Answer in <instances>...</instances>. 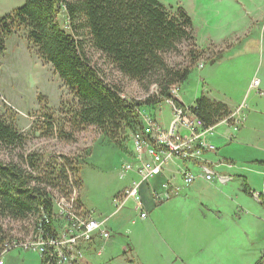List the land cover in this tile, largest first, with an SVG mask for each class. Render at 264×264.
<instances>
[{"label": "trees", "instance_id": "trees-1", "mask_svg": "<svg viewBox=\"0 0 264 264\" xmlns=\"http://www.w3.org/2000/svg\"><path fill=\"white\" fill-rule=\"evenodd\" d=\"M18 31L37 59L52 68L70 99L55 112L38 97L42 106L26 133L0 115V252L12 239L4 226L24 222L33 231L41 212L52 215L53 194H69L68 181H75L81 196L79 161L28 151L29 137L73 144L76 136L94 128L120 149L142 127L140 107L161 105L200 62L212 65L220 57L195 47L187 12L158 0H23L0 16V56ZM88 49L101 56L105 69L92 64ZM113 73L146 92L154 87L155 93L143 102L126 101L116 83H106ZM189 111L205 128L231 114L202 94Z\"/></svg>", "mask_w": 264, "mask_h": 264}, {"label": "crops", "instance_id": "crops-1", "mask_svg": "<svg viewBox=\"0 0 264 264\" xmlns=\"http://www.w3.org/2000/svg\"><path fill=\"white\" fill-rule=\"evenodd\" d=\"M192 1V5H182L179 1L173 5L182 7L190 15L200 49L206 51V46L212 44L220 48L217 53L220 57L212 65L203 62L201 68L198 65L192 70L178 89V105L189 109L202 94L233 113L245 100L249 108L247 117L237 132L232 133L229 127L221 125L207 138L217 148L215 154L204 153L202 158V164L214 173L212 181L202 178L197 163L175 161L142 189L145 220L129 209L113 214L111 201L107 212L104 211L107 208H98L99 214L93 211L97 218L106 220L111 236L106 242L96 239L93 244H87L82 264H256L262 259L264 0L247 2V9L240 0H208L204 4L202 0ZM222 6L231 9L219 10ZM223 45L227 49L223 50ZM229 68L247 72L237 81L229 75ZM253 80L258 86L250 90ZM232 90L238 94L234 95L235 100L229 95ZM148 108L146 112L151 113ZM165 110L166 122L156 119L164 129L169 126L171 108L161 105L158 110L154 109L157 115L164 114ZM125 153L129 160V151ZM183 168L198 176L193 186L152 207L150 192L161 194L160 185L169 178L178 183V172ZM119 176L123 183L115 194L135 179L133 173L123 174L122 169ZM83 192L82 186L80 203L86 209L88 203L84 202ZM6 257L15 264L19 261L41 264L35 253L11 251L2 258V264Z\"/></svg>", "mask_w": 264, "mask_h": 264}, {"label": "built area", "instance_id": "built-area-1", "mask_svg": "<svg viewBox=\"0 0 264 264\" xmlns=\"http://www.w3.org/2000/svg\"><path fill=\"white\" fill-rule=\"evenodd\" d=\"M202 66L200 62L199 68ZM250 83V90L257 88L256 80ZM178 89L176 87L171 91V98L176 101ZM166 102L172 112L167 128L157 125L149 114L140 113L142 127L129 136L130 158L121 169L123 174L133 173L135 179L111 199L114 214L128 209L127 205L131 204L129 210L145 220L147 212L142 200V189L162 175L175 161L197 163L202 178L207 182L212 181L214 173L202 164V158L204 153L215 154L217 148L207 138L221 125L229 127L235 133L245 120L242 114L245 104L242 103L226 119L220 120L213 127L205 128L188 108L179 106V102L177 105L170 100ZM197 178L194 173L181 169L178 172V183L169 178L160 185L161 194L150 192L151 206L157 207L179 196L183 189L193 186ZM74 182L68 181L70 192L67 196L60 192L53 194L52 215L41 212L42 220L28 236L14 237L4 243L0 252V264L3 255L11 251L35 253L40 257L41 264H82L87 244H93L96 239L99 242L108 241L111 232L106 226V220L97 218L91 211L80 209L77 203L80 191Z\"/></svg>", "mask_w": 264, "mask_h": 264}, {"label": "rangeland", "instance_id": "rangeland-1", "mask_svg": "<svg viewBox=\"0 0 264 264\" xmlns=\"http://www.w3.org/2000/svg\"><path fill=\"white\" fill-rule=\"evenodd\" d=\"M158 1L166 8L178 6L173 5L178 1L179 4L182 5L185 3L192 5L193 2L192 0ZM206 1L208 0H202L201 4H204ZM240 1L245 6V9H247V2L252 4L253 0ZM22 2L23 0H0V16L2 17L7 13H10L14 7H19ZM198 3L200 2L198 1ZM222 8L226 11L231 9L227 8L226 6H222L219 7V10H222ZM62 19L64 18L62 17ZM199 43L195 36V47L200 48L201 43ZM5 45L6 50L0 56V115L2 117L4 116L5 119L15 123V126L19 131L26 133L29 132L28 130L35 121V117L39 114L40 108L42 106L41 102L40 104L38 103V97L41 96L43 99V104L47 105L49 109L52 111L54 110L55 112L60 110L61 104L65 103V101H68L70 97L65 88H63L60 80H58L57 76L53 73L52 68L44 65L39 59H37L35 51L30 48L26 43V40L23 39L22 32L18 31L17 33L13 34L12 37L6 40ZM222 47L223 50L227 49V46L225 45ZM206 48L207 53L213 54L219 53L220 50V48L212 44L207 45ZM201 51H204V49L201 48ZM86 52L89 54V57H91L92 64L98 65L100 69H105V65L102 63L103 59L101 56L96 55L89 49ZM176 60L178 61V59ZM229 69V75L237 81L244 76L245 72H247L245 70H234L233 68ZM112 77L113 78L110 77L109 80H106V83H116L120 89V96L131 103L143 102L146 97L152 96L155 93L154 87H151V89L146 92L140 86H137L135 82L129 81L127 79H121L114 73ZM171 91L169 97L164 98V102L161 104L162 106L168 105L169 107V104L166 102L167 100L173 101V103L177 105L179 99L178 97L177 101L172 99ZM229 93V95L233 96L232 99L235 100L238 95L236 94V90H232ZM234 95H236V97H234ZM242 103L245 104L243 106L245 109L242 111V114L243 117L246 118L249 108L245 100L240 104ZM161 105L149 107L152 114L150 112H146L148 107H140L139 113L149 114L152 118H154V122L157 125H159V122H157L156 119L160 121L163 119V122L165 123L168 112L165 110V113L162 115H157L158 112H154V109L158 110ZM37 136L38 135H36V137ZM27 143L28 151L41 150L43 153L45 152L46 155L61 154L75 158L79 161V166H81L80 178L83 181L82 186L84 190L83 199L84 202L87 201L88 203L86 209L81 203L79 206L81 210L91 212L94 211L99 214L100 210L103 208H107L104 210L105 212L110 209V207H108L110 206V199L116 195V191L119 190L123 183V181L119 180L118 177H120L119 171L121 167L124 165L125 161H128V156L125 155V152L127 150L129 151V141L122 144V148L119 149L120 151L118 149L116 150V148L107 140H105V138L103 139V137L100 136L94 130V128H91L80 133L79 136H76V142L73 144L59 143L56 141L45 142L43 139L39 140L35 138L33 139L31 137H29ZM254 161L258 165L261 164V162L258 160ZM131 206V204H128L127 208L130 209ZM98 208H100V210H98ZM3 229L6 231V233H9L7 235L11 238L28 236L32 232H28L30 231V228H28L24 222H22L20 225L8 223ZM5 255H3V257H5ZM10 257H6L7 260L4 262V264H15L13 260L10 259ZM260 259V262L258 261L256 264L261 263L262 259ZM18 264L24 263L19 261Z\"/></svg>", "mask_w": 264, "mask_h": 264}]
</instances>
